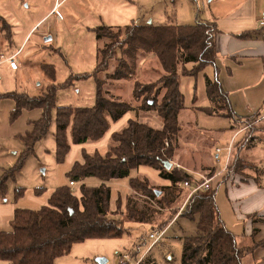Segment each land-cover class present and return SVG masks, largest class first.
Segmentation results:
<instances>
[{
    "label": "rangeland",
    "instance_id": "374dc122",
    "mask_svg": "<svg viewBox=\"0 0 264 264\" xmlns=\"http://www.w3.org/2000/svg\"><path fill=\"white\" fill-rule=\"evenodd\" d=\"M55 1L0 0V58L9 54L11 49L18 50L27 35L28 28L42 18L55 5ZM206 7V0H203V3L201 0H66L56 16L48 22H41L28 36L18 58L21 69L13 70L11 60L7 64L0 65V159L7 161V170L19 169L15 178L9 181V188L13 193L15 188L21 189V196L18 199L25 209L37 211L42 208L40 203L28 202L31 198L41 199L47 204L58 188L70 187L69 173L74 166H71V163L76 149L69 155L68 160L66 157L62 163L57 161L54 138L56 111L54 110V122L49 135L35 145L33 154L25 156L22 161L25 146L21 136L31 129L30 122L40 119L41 111L23 110L19 117L12 119L16 104L10 94L37 97L48 88L56 86V109L57 107L93 108L97 101V84L94 78L97 52L99 48L104 50L114 43L107 34L103 39H98L95 33L98 27L102 25L123 27L132 23L140 25L152 23L160 26L172 22L191 25L197 22V17L203 19L202 11ZM3 22L10 26L9 29L4 28ZM47 32H51V35ZM55 35L58 38L56 44H54ZM116 61H113L112 65L115 66ZM16 64L19 67L17 61ZM254 65V62L251 63L250 68L254 74L252 79L256 80L260 75ZM192 67L193 64H189L187 70ZM210 69L207 67L197 77L187 76L182 67L179 69L186 108L179 117L181 131L176 151L179 159L177 157L175 162H180L184 166H193L196 172L207 179L214 176L215 170L216 173H221L218 179L212 181L210 191L216 192L219 209L229 219L234 217V209L237 212L235 214L239 215L242 213L243 205L247 207L250 204H243L245 197L252 191L246 185H255V179L264 181V133L259 134L261 143L256 149L242 147L239 151L234 145L242 135H239L234 143L231 142L236 132L232 129L233 121L224 117H212L202 111L194 112V106L201 108L209 106L204 75L208 74ZM241 73L246 74L249 71L236 70L234 79H238ZM262 73H264L263 66L261 76ZM163 75L159 60L153 55L144 56L135 79L110 84L107 90L111 95L131 103L138 109L143 102L134 100L135 85L155 83ZM256 88L242 93L246 104L239 97V103H233V109H238V111L234 110L235 114H239L243 120L264 109V102L256 106L254 111L247 108L258 104L264 96L263 79ZM130 114L135 118L134 112ZM255 116L256 114L253 115ZM140 121L155 129H161L163 126L161 118L155 111H142ZM261 128H264V125H261ZM230 142L232 149L228 155L227 148L231 145ZM217 149H221L222 152L218 153ZM83 152L84 150H80V157L75 163H81ZM239 159L244 161L242 162L245 163L244 174L248 176L236 173L228 176L229 164L235 165ZM198 177V180H203ZM133 179L148 181L149 186L159 192V195L156 198H149L137 194L128 198L132 193ZM244 179H253V181ZM171 185L172 182L163 178L159 169L151 166H140L132 170L128 177L109 182L108 186L112 191L111 207L112 210H117L119 218L124 221L126 234L118 239H89L75 244L70 254L56 259L55 264H101L100 260L104 261L103 264L121 262L136 264L145 256L154 260L156 264H181L183 250L181 239L197 234V220L183 216L162 240L141 258L152 245L153 241L149 236L153 229L167 228L188 197L189 189L181 184L179 188L181 196L180 198L177 196L180 201L171 199V195L165 190V187ZM77 190H79L78 186ZM75 193L76 197L81 198V192ZM131 208L146 212L148 223L129 221L126 216ZM227 227L231 231L232 223L229 222ZM125 256L127 258L124 259Z\"/></svg>",
    "mask_w": 264,
    "mask_h": 264
},
{
    "label": "trees",
    "instance_id": "16d2710c",
    "mask_svg": "<svg viewBox=\"0 0 264 264\" xmlns=\"http://www.w3.org/2000/svg\"><path fill=\"white\" fill-rule=\"evenodd\" d=\"M3 25L7 29L10 27L4 22ZM95 33L98 39L107 34L114 43L107 49L99 48L97 52L94 73L97 101L93 108L56 109V86L37 97L10 94L16 104L12 119L19 117L23 110L41 111L40 119L30 122L31 129L21 136L25 146L22 161L34 153L38 142L49 135L54 110L56 158L60 163L65 161L72 145L98 143L110 132L112 123L132 112L136 117L130 119L123 130L111 135L105 154L84 151L82 163L74 164L69 180L78 184L81 198L73 194L71 186L61 187L40 210H16L12 230L0 233V260L7 264H55L56 259L69 255L75 244L89 239L122 238L126 234L124 221L119 218L117 210H112V191L108 183L128 177L140 166L159 169L161 176L172 182L165 189L171 193L179 191L184 182L198 185L203 182L175 167L167 170L164 163L174 159L181 131L179 115L186 108L179 69L182 67L187 76L197 77L207 67L216 64L218 28L204 22L194 25L172 22L160 26L132 23L123 27L102 25ZM152 55L159 60L164 75L155 83L135 85L134 100H142L143 105L137 109L110 94L107 90L110 84L135 79L144 56ZM115 60L117 64L114 66L112 62ZM189 64L193 67L187 70ZM206 89L211 104L200 110L210 116L230 119L245 129L242 138L234 145L239 151L242 147L255 148L264 128L254 124L256 119L243 123L237 120L228 94L217 78L207 79ZM142 111H155L162 120V128L155 129L141 122ZM242 162L239 159L235 165L229 164L228 176L231 173L248 176L244 174L245 163ZM18 170L8 169L0 178V198L5 199L9 181L15 178ZM131 187L137 194L149 198L157 196L146 180L133 179ZM18 191L21 194V189ZM187 195L182 216L197 220V234L182 239L181 264H243V259L252 254L255 247L239 246L236 235L222 218L216 192H200L189 197L188 190ZM126 217L134 223H148V214L135 208L129 209ZM137 264L156 263L145 256Z\"/></svg>",
    "mask_w": 264,
    "mask_h": 264
},
{
    "label": "crops",
    "instance_id": "0c3cea01",
    "mask_svg": "<svg viewBox=\"0 0 264 264\" xmlns=\"http://www.w3.org/2000/svg\"><path fill=\"white\" fill-rule=\"evenodd\" d=\"M65 2L66 0H56L55 5L48 12H46L42 18L37 20L35 23L32 24L30 28H28L27 35L24 38L18 50L15 51L14 49H11V52L9 54L1 56L0 65L7 64L9 63L10 60L17 61L19 64V67L17 69L18 70L21 69V64L19 63L18 58L20 56V51L24 46L28 36L41 22L43 21L48 22L53 16H56L57 13L60 12V9L65 4ZM201 2L203 3V0H201ZM206 2H207V7L202 11L203 19L202 18L199 19L197 17L196 23L199 22L211 23L214 24L220 31L216 39V47L218 54L217 62L214 66H210L211 68L210 71L208 72V74L204 75L206 85H207V79L217 78L222 84L224 90L227 92L233 107H234L233 103H239L238 97L242 100V102H245L246 104V100L243 98L242 93H244L245 91L257 89L256 87L260 85V81L262 79L264 80V73H262L261 76L262 66L264 67V29L262 28V22L264 21V0H206ZM178 24L180 23L178 22ZM185 25H189V24H185ZM47 34L51 35V32H47ZM57 39L58 38L55 35L54 44L57 43L56 42ZM253 62L255 63L254 67L258 72V75H260L258 79L256 78V80L252 79L254 74L252 69L250 68L251 63ZM17 69H13V70H17ZM238 69L239 71L247 69L249 73L246 74L241 73L239 74L238 79H234L235 71ZM262 102H264V96L258 101V104L254 106L253 105L247 106V108L252 109V111H254L255 107L260 105V103ZM210 104L211 102L209 100V106ZM193 108H194L193 109L194 112L201 111L200 110L201 107L194 106ZM235 109L238 111L237 108H234V110ZM255 114L256 116L253 117V115ZM255 114L253 115L251 114L252 116H249L246 119L249 120L250 118L253 117L252 119L258 120L259 117L264 115V109L260 110ZM133 115L136 117L135 112ZM236 116L238 121L242 123L246 121L245 119L244 120L241 119L239 117V114L237 113ZM133 118L134 117L132 116V114L129 113L119 122L112 123L110 132L105 136V138L102 141L98 143L72 145L70 153L67 156V160H68L69 155L73 152L74 149H76L73 152L74 160L71 163V166L74 165V163L80 157L81 154L80 150H84L88 153H93L95 151H98L101 154H105L108 150V144L111 135L114 132L123 130L127 126L129 120ZM254 124L264 125V118L260 122H255ZM237 127L238 129H235ZM232 129L236 131L231 139V142L233 141L234 143V140L238 138L239 135L240 136L242 135V133L244 132V128L234 123ZM260 143L261 142L258 141L254 149H256L257 145ZM177 157L178 155L176 153L174 156V160L171 162L173 164L172 168L175 167L176 165L175 167L176 169L185 171L186 173L190 174L196 179L198 176L201 179L204 178L202 174L195 171L193 166H189V165L184 166V164H180V162L179 163L175 162V159ZM82 161L83 158L81 160V163ZM7 164L8 163L7 161H5V159L4 160L0 159V178L7 170L6 168ZM220 176L221 173H216L215 170L214 176L211 179L213 181L214 179H218ZM244 180H248V179H244ZM250 180L253 181V179H249L248 181ZM246 186L252 189L250 194H248L245 197V201L243 202V204L250 203L249 205H247L248 208L243 205V208L241 210L242 213H240L239 215L235 214L236 210L234 209L233 210L234 217L232 218L229 217V219L226 218V216H224L221 210L220 211L222 212L221 214L222 218L224 222H226L227 226L229 222L232 223L233 229L235 230H233L232 228L230 229L236 235L239 246L255 247L253 253L246 256L243 259V264H264V181L260 179L258 182L256 181L255 185L252 186L250 184H247ZM18 192H19L18 188H15L13 193L8 185V192L5 199L0 198V233L11 231L12 221L16 210L25 209L24 206H22L20 200L18 199L21 196V194ZM166 192H169V194L171 195V199H174V201L175 199L178 200L177 196H179V198L181 196L179 191H176L175 193H171L170 191L166 190ZM135 195H137V193H135L132 189V193L130 196H128V198H132ZM178 201H180V199ZM28 202L33 204L40 203L41 204L40 207H45L48 205V202L46 204L41 199L36 200L34 198H31V200ZM186 204L187 201L181 206V208H179V212L176 215V217L172 220L171 224L168 225L167 228L163 229V231H165L164 236L182 217V212L184 211ZM159 230L162 229L160 228ZM149 248L144 252L141 258L145 256V254L149 251ZM0 264H7V262L0 260Z\"/></svg>",
    "mask_w": 264,
    "mask_h": 264
},
{
    "label": "built area",
    "instance_id": "2783aa9c",
    "mask_svg": "<svg viewBox=\"0 0 264 264\" xmlns=\"http://www.w3.org/2000/svg\"><path fill=\"white\" fill-rule=\"evenodd\" d=\"M262 28L264 29V21L262 22ZM11 67L13 69H17L18 66L16 64V61H11ZM264 118V115L259 117L257 122H260L262 119ZM245 130V129H244ZM169 145L167 144V147ZM231 149H232V143L231 145L227 148V153L228 155H230V152H231ZM218 153L221 151L220 149H217ZM212 179H207V178H203V182L201 184H195V183H192V182H184L183 183V186L187 189L190 190V195L189 197H191L192 195L196 194V193H200V192H209L211 190V186H210V183H211ZM70 186H71V190L73 191V194L76 196V193L77 191H79L80 193V190H77L76 191V188L78 186V184L76 182H70ZM80 198V197H78ZM164 234H165V231L163 230H159V229H156L152 231L151 235L149 236V238L153 241L152 242V245L150 246V248H152L153 246H155L160 240H162V238L164 237ZM149 248V249H150ZM124 259L127 258V256L123 257Z\"/></svg>",
    "mask_w": 264,
    "mask_h": 264
},
{
    "label": "water",
    "instance_id": "95a60500",
    "mask_svg": "<svg viewBox=\"0 0 264 264\" xmlns=\"http://www.w3.org/2000/svg\"><path fill=\"white\" fill-rule=\"evenodd\" d=\"M164 166L166 167L167 170H170L172 168L173 164L171 162H169V161H166L164 163ZM156 194L159 195V192L156 191ZM100 263L103 264L104 261L103 260H100Z\"/></svg>",
    "mask_w": 264,
    "mask_h": 264
}]
</instances>
